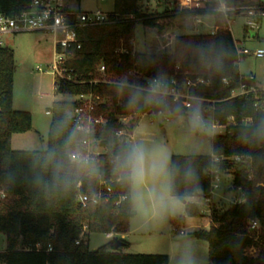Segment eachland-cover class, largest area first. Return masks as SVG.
Returning <instances> with one entry per match:
<instances>
[{"label": "trees", "instance_id": "1", "mask_svg": "<svg viewBox=\"0 0 264 264\" xmlns=\"http://www.w3.org/2000/svg\"><path fill=\"white\" fill-rule=\"evenodd\" d=\"M231 5H251L247 0H235ZM31 0H0V11L15 16L30 8ZM257 13L264 12V0L254 4ZM217 22L214 32L177 34L167 45L169 49L140 52L134 38L139 23L162 36L174 26L175 19L188 16L175 5L162 11H147L142 0H114L110 20L99 25L77 28L81 47L69 48L63 67L70 78H58L55 93L69 98L56 99L51 113L48 146L42 150L12 148V136L32 129V113L14 107V49L0 47V187L6 196L0 199V232L6 235V247L0 251L3 264H169L165 253L127 252L130 243L119 238L116 246L109 239L96 249L90 248L91 233H125L129 229L132 211L128 198L116 201L127 190L113 183L109 201L88 203L79 201L80 193L92 194L101 186V179L113 175V153L129 142L120 141L117 131L131 129L121 116L129 113L170 111L185 114L186 108L170 97L160 103L140 101L129 104L127 92L120 93L116 82L127 78L130 82L146 84V80L128 72L137 69L144 76L186 75L203 76L208 85L192 88L191 93L214 100V116L226 124V130L211 137V154H173L171 161L195 170V181L178 177L174 194L186 199V211L200 215L193 197H210L212 169L232 176V186L239 189L242 199L211 208V225L191 234L209 244L208 264H260L264 248L258 256L247 253V248L264 247V141H245L243 134L251 132L264 121V93L232 96V91L246 81L238 66V51L227 17L222 11L210 12ZM232 14L228 13V18ZM264 16H257L259 21ZM248 27V25H246ZM153 47V46H150ZM198 50L220 53L214 64H206L197 55ZM217 64L219 67H217ZM105 71L101 73L100 67ZM99 78L100 80L94 81ZM107 79L103 81L101 79ZM227 78L228 83L223 79ZM97 94L109 100L98 105L95 114L107 118L104 125H96L88 134L77 129L70 112L82 104L80 95ZM256 103L258 105H256ZM233 118L230 120V118ZM248 119V122L244 120ZM93 138L107 148L96 162L94 176L78 184H53L42 170L43 158L51 152L62 153L76 147L83 149L82 141ZM73 153V152H72ZM71 153V154H72ZM219 157V161L215 158ZM260 227L256 232L253 222ZM264 264V263H263Z\"/></svg>", "mask_w": 264, "mask_h": 264}, {"label": "rangeland", "instance_id": "2", "mask_svg": "<svg viewBox=\"0 0 264 264\" xmlns=\"http://www.w3.org/2000/svg\"><path fill=\"white\" fill-rule=\"evenodd\" d=\"M251 5H231L235 0H222L233 9L229 13L233 15L227 26L231 29L236 45L255 51L264 48V17L257 20L255 25L246 27L250 17L245 12V7L255 6L257 0H247ZM159 0H142L143 8L147 11L164 9L165 2L158 4ZM164 4V5H163ZM73 6H79V2L72 0ZM114 0H81V8L84 10L101 8L104 11H112ZM207 20V21H206ZM193 19L188 16L175 19L173 34H186L200 32H212L215 19L213 16L205 17V23L194 28ZM217 23V22H216ZM198 28V29H197ZM252 32L256 34L253 35ZM5 45L14 49L16 68L14 72V107L27 110L32 113V129L26 133L16 134L13 141V149L17 150H42L48 146V134L52 121V105L56 99L69 98L55 93V82L59 76L55 69V40L51 33H43L36 30H27L9 33L3 37ZM168 39L165 34L156 35L153 29L139 23L134 36V46L140 52L150 50L169 49ZM153 46V47H150ZM166 50V49H165ZM242 74H253L260 86L264 87V57L255 56L253 53L243 55L238 61ZM206 103H204L205 105ZM50 110V112H47ZM175 114L170 111L146 112L133 115L134 138L132 142L143 141L149 145L163 146L167 153L173 154H211V137L215 133L224 130L222 127L212 128L210 131H195L188 122V114ZM208 123L209 118H208ZM211 125V124H210ZM232 176L222 174L218 182L219 187L211 194V197L191 198L199 207L200 215L187 213L185 203L181 201V210L174 215H169L162 220H149L132 213L128 231L117 238H124L130 245L125 248L127 252L134 253H165L169 255V264H181L186 255H190L195 264L209 263V244L205 239L196 236L188 237L199 228H209L211 225V208L213 206L227 205L231 201L242 199L239 189L232 186ZM183 230L186 233L181 234ZM256 232L260 230L259 224ZM109 239L105 233L90 234V248L96 249ZM6 247V235L0 232V251ZM264 247L259 244L247 248V253L258 256ZM0 264H3L0 262Z\"/></svg>", "mask_w": 264, "mask_h": 264}, {"label": "built area", "instance_id": "3", "mask_svg": "<svg viewBox=\"0 0 264 264\" xmlns=\"http://www.w3.org/2000/svg\"><path fill=\"white\" fill-rule=\"evenodd\" d=\"M80 1V0H76ZM175 5L179 11L188 12V17L193 19L195 27H200L205 23V17L213 16L210 12L222 11L228 22L231 25V18H228V13L231 11V7L226 6L222 0H175ZM247 15L250 17L248 20V27H253L257 21V16H264V12L257 13L256 7L247 6L245 7ZM110 12L104 11L101 8H94L84 10L78 6L72 5V0H31L30 8L28 10L22 11L15 16H7L0 11V47L5 46V41L3 39L4 35L9 33L22 32L27 30H36L45 33H51L55 39V69L60 78H70V74L67 73V69L63 67V63L68 56L69 48L71 47H81V42L78 36L77 28L83 26H92L107 23L110 20ZM214 18V17H213ZM207 21V20H206ZM228 27V26H227ZM229 28V27H228ZM198 29V28H197ZM202 29V27L200 28ZM218 29L216 21L214 22L213 31L214 33ZM203 30V29H202ZM134 43V38L131 39ZM237 46V45H236ZM238 58H242L243 55L253 53L255 56L264 57V48L251 51L247 48H241L237 46ZM99 71L103 73L105 67L101 66ZM129 74L142 77L148 81L156 76L147 77L137 69H132L128 72ZM167 82V91L165 97L172 98L175 102L183 105L186 110H191L193 104L199 105L205 120L209 118L211 127L218 128L222 127L224 132L227 125L221 124L214 116V100L208 99L202 96L194 95L191 93V89L198 88L204 85H208L210 80L198 76L196 78L185 76L183 79L178 78L177 75L163 76ZM100 80L99 78L94 81ZM107 81V79H101ZM224 83H228V79H223ZM264 93V87L260 86L256 77L253 74L246 75V81L243 82L239 87L232 91V96L237 95H258L259 92ZM82 100V104L77 106L74 110L70 112L77 129L85 132L92 133L96 125H104L107 122V118L103 115L95 114L98 105L103 104L109 100L108 96L104 95H80L78 97ZM204 103H206L204 105ZM256 105H258L256 103ZM47 112H50L48 110ZM161 112V111H160ZM138 113H129L121 116L123 123L133 127L131 129L122 128L117 131V136L120 141L129 142L134 138V119L135 115ZM134 115V116H133ZM233 118L231 117L230 120ZM248 122L249 120H244ZM220 132V133H222ZM83 149L87 151L94 158L95 162H99L101 155L107 153V148L103 146L99 140L93 138H86L82 141ZM80 151V150H79ZM79 151L73 152L71 155L75 156ZM219 161V157L215 158ZM212 174V188L211 194L219 187V181L221 179L222 173L218 169L214 168L211 171ZM113 183L117 184L114 176L101 179L100 188L92 194L80 193L79 201L86 205L88 203H100L109 201L111 194L113 193ZM81 183L78 184L80 186ZM6 196V190L4 187H0V199ZM211 197V196H210ZM208 197V198H210ZM127 198V194H121L116 204H119L122 200ZM193 201L192 199H189ZM241 200V199H239ZM188 201V200H187ZM258 225L257 221L253 222V227ZM181 234L186 232L181 230ZM115 231H110L106 233L108 239H113L116 237Z\"/></svg>", "mask_w": 264, "mask_h": 264}, {"label": "clouds", "instance_id": "4", "mask_svg": "<svg viewBox=\"0 0 264 264\" xmlns=\"http://www.w3.org/2000/svg\"><path fill=\"white\" fill-rule=\"evenodd\" d=\"M197 55L202 62L214 64L221 54L198 50ZM114 87L120 93H128L130 105L140 101L160 103L165 99L167 82L159 75L147 84L130 82L125 77L118 80ZM187 119L195 131L211 129L199 105L195 103ZM243 136L245 141H264V121ZM72 152H76L75 146L62 153H48L43 158L42 170L49 175L53 184L75 185L96 174L97 165L92 155L84 149L75 156L71 155ZM112 172L116 182L127 190L130 210L136 216L149 220L166 219L181 210L180 201L174 194L178 177L185 181L198 179L191 165L181 168L172 163L170 154L163 146L149 145L143 141L132 142L116 150L112 157ZM181 264H195V261L190 255H186Z\"/></svg>", "mask_w": 264, "mask_h": 264}, {"label": "crops", "instance_id": "5", "mask_svg": "<svg viewBox=\"0 0 264 264\" xmlns=\"http://www.w3.org/2000/svg\"><path fill=\"white\" fill-rule=\"evenodd\" d=\"M162 2H165V7H164V9H166L167 7H171V6H173V2H174V0H159V3L158 4H162ZM164 5V4H163ZM78 7H80L81 8V0L79 1V6ZM155 9H158V11H162V10H164V9H159L158 7H156ZM194 26V28H195V25H193ZM175 28H179V27H177V26H173V27H171L170 29H168L166 32H165V35H166V37H168V39L170 40V42L173 40V38L176 36V34H173V31H174V29ZM43 33H45V32H43ZM256 34V33H255ZM55 40V39H54ZM24 133H26V132H24ZM16 134H21V133H15L13 136H12V148H13V141H14V137H15V135ZM125 234L124 233H122V236H124Z\"/></svg>", "mask_w": 264, "mask_h": 264}, {"label": "water", "instance_id": "6", "mask_svg": "<svg viewBox=\"0 0 264 264\" xmlns=\"http://www.w3.org/2000/svg\"><path fill=\"white\" fill-rule=\"evenodd\" d=\"M200 33H204V31L201 29L200 30ZM252 34L253 35H255V32H252ZM181 201L183 202V203H185L187 200L186 199H181ZM133 213V212H132ZM134 214V213H133ZM188 237H191V235H189ZM113 241L115 242V244H116V246H118L120 243H121V240L119 239V238H117V237H114L113 238ZM264 263V261H261L260 262V264H263Z\"/></svg>", "mask_w": 264, "mask_h": 264}]
</instances>
